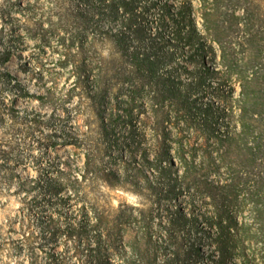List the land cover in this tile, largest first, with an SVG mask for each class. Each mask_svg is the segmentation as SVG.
<instances>
[{"label": "rangeland", "instance_id": "1", "mask_svg": "<svg viewBox=\"0 0 264 264\" xmlns=\"http://www.w3.org/2000/svg\"><path fill=\"white\" fill-rule=\"evenodd\" d=\"M67 13L75 31L79 13L114 31L132 32L131 27L141 25V32H132L131 45L145 50L154 58L153 67L182 88L190 114L206 132L186 138V112L170 102L165 108L171 120L163 126L143 117L151 105L149 89L136 92L132 81L108 93L103 115L91 114V122L87 112L78 115L79 109L87 111L84 98L91 81L76 66L83 58L96 65L113 46L97 43L81 52L76 41L71 50L83 54L66 55L57 42L59 32L53 36L51 31ZM263 58L264 0H0V100L21 110L15 121L5 114L0 123V264H109L103 255L118 261L121 254L101 250L106 242L99 231L114 228L119 215H126L134 231L123 227L113 233H125L127 241L137 235L149 242L150 237L154 245L161 243L160 256L182 241L187 252H193V243L199 246L200 255L191 257L195 264H248L252 252L264 254L261 243H248L246 258L240 243L233 242L236 249L227 242L230 217L248 219L250 206L243 193L235 196L224 187L231 177L229 163L219 159L216 166L206 154L213 148L243 152V143L221 138L240 128L243 92H260L264 101ZM255 73L261 80L251 81ZM128 103L135 107L132 116ZM23 110L32 115L26 117ZM33 113L43 121H33ZM101 121L108 123L106 132ZM88 124L107 135H102L111 147L105 166L122 178L112 186L84 182L83 144L65 143L68 131L82 135ZM260 129L264 133V126ZM261 143L264 147V135ZM160 152L170 156L169 173L146 163ZM183 154L189 167L179 159ZM169 175L178 182L169 184ZM83 205L89 215L98 209L100 230L80 214ZM177 230L181 240L170 235Z\"/></svg>", "mask_w": 264, "mask_h": 264}, {"label": "trees", "instance_id": "2", "mask_svg": "<svg viewBox=\"0 0 264 264\" xmlns=\"http://www.w3.org/2000/svg\"><path fill=\"white\" fill-rule=\"evenodd\" d=\"M69 16L68 13L65 15L66 18L64 19L59 16L61 26L51 31V35L53 36L56 35V32H59L57 42L62 48H66V55L69 54L70 56H74L83 54L81 52H86L89 47L97 43L105 44L110 42L113 46V49H106L109 52V56L106 58L101 56L100 59L97 60L98 62L96 65L90 66L91 59L87 61V59L83 58V60L79 62L78 67L76 66V72H78L79 75H84L85 78L91 81V83H87L86 85L87 91L84 98L87 111L85 109L80 111L79 109V112H77L78 115L84 116L86 115L85 112H87L88 122H91V114H95L98 117L100 114L103 115L102 110L104 105H108L109 102L107 100L108 93L113 91V89L120 84L132 81L130 85L132 90L136 92H144L146 87L149 89L148 99L151 105L150 108H146L147 112L146 109L141 112L143 117L147 119L152 118L157 126H163L165 122L171 120L168 109L165 108L167 103L170 102L169 104H175L180 108H184L186 112L185 116L182 115V119L186 123V128L184 129V131H186V138L189 140L192 138L198 139L199 136L202 135V131L206 132L203 129L204 123H198L196 118L190 114L191 108L188 105L189 98L185 93L182 94V88L180 86H173L171 84V77L166 76V74L160 72L156 67H153L154 58L149 57L145 50L142 51L141 47H138L136 44L131 45L130 36L133 35L132 32H141L143 28L141 25L138 27H131L132 32L127 31L128 28L121 31H114L109 28H104L102 25L100 26L94 18L82 16V13H79L75 16L77 19V29L75 31L73 29L74 27H70L69 23H67L69 22ZM60 31L63 33L62 35H60ZM76 41L80 43L78 47H80L79 50L82 49L81 52H73L71 50V48L75 49L74 43ZM88 69H91L89 74L87 72ZM257 79L260 78L257 73H255L251 81ZM179 95L185 98L178 100L176 97ZM242 95L244 96L246 107L240 108V128L233 129L221 139H228L231 143L238 145L243 143V152L233 155L230 154L228 149L218 150L213 148L207 149L206 154L211 157L212 164L216 166H219L217 162L219 159L229 163L227 167L231 171V177L229 182L228 179L225 180L226 186L224 187H227L235 196H237L238 193H243L245 204L250 206L248 207L250 213L249 218L239 221L236 216H231L230 226L227 230V242L232 246L234 245L235 248L237 247V243H240L239 247L244 252L243 256L248 258L249 255L245 252L249 248V246H247L248 243L257 246L260 243L264 244V147L261 143L264 133L263 130L260 129V127L264 126V109H262L261 102H259L262 101L263 103L264 101L259 97L260 92L246 91L243 92ZM261 95L264 96V92H261ZM169 96L174 101L168 100ZM130 102L132 103L133 99ZM131 103H128L129 106L126 109L130 116H132L133 109L135 108ZM0 104V123L3 121L5 114L8 115L10 120L15 121L21 110L15 106L10 108L6 104L4 105L2 101ZM111 106L113 107V105ZM111 110L112 114L114 111L113 109ZM148 110H150L151 114L148 113ZM22 112L26 117L32 115L27 110H23ZM32 119L37 123L43 121V117L39 113H33ZM108 120L113 121L112 115ZM101 122V127L106 132V129L109 127L108 123ZM87 126V130L82 135H74L68 131L67 134L69 139H66L65 143L76 144L77 146H81V143L83 144L85 162L83 164L82 179L84 182L95 185L98 183H107L109 186H112L113 182H119L122 178L115 170L107 169L105 166L104 158L111 150L110 145H107L102 138L107 135H103V133L97 129L91 130L92 128L89 124ZM26 129L30 130V126H26ZM189 130H191L192 133H190ZM74 141H80L81 143H73ZM214 152L217 153L216 156L213 155ZM167 156H169L168 153L160 152L158 158L152 161L147 159L146 163H148V165L154 163L161 173H169L170 169L173 167V163L171 160L167 159ZM179 159L185 166L189 167L191 165L188 161V157L184 154L181 155ZM163 162L166 164L163 165ZM146 179L152 184L148 176H146ZM167 180L169 184L178 182V179L171 175H169ZM162 182H165V179ZM162 182L157 184L161 190L165 187ZM137 184L139 185V182H137ZM210 185L218 188L223 187V185L215 183ZM241 185L242 187L239 189ZM246 187L248 189H246ZM79 212L82 216L87 219L89 218L90 224L93 222V227L100 230L98 224L103 217L98 213V209L93 208L91 210L92 215H89L87 207L83 205L81 209H79ZM180 219L182 221L187 220V217L180 215ZM114 222V228H109L107 226L99 231V237L101 239L103 238L106 242V244L101 247V250H104L112 256H116L119 253L123 257H118V261L109 262V259L103 255V262L109 264H114L116 262L117 264H195V262L191 261V257L193 254L199 256L201 253L199 246L194 243L192 244L193 252H187V248L184 250L185 243L182 241V243L178 244L177 248L170 249L168 253L160 256V247L162 245L161 243L155 245L151 243L152 238L149 237L148 242L143 237L134 235L133 238L127 241L124 235L125 233H118L123 227L134 231L126 215H119ZM113 229H117L118 234L115 235ZM179 233V230L172 231L170 235L175 240H181L182 236ZM235 241L237 243H233ZM151 244L154 246L152 247ZM240 254L242 255V253ZM250 257L252 261L250 263L248 259V264H259L256 260L264 264V254H259L254 251L252 255L250 254Z\"/></svg>", "mask_w": 264, "mask_h": 264}]
</instances>
